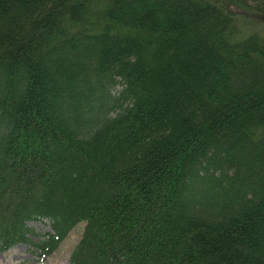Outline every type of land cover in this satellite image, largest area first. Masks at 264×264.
Listing matches in <instances>:
<instances>
[{"label":"trees","instance_id":"16d2710c","mask_svg":"<svg viewBox=\"0 0 264 264\" xmlns=\"http://www.w3.org/2000/svg\"><path fill=\"white\" fill-rule=\"evenodd\" d=\"M77 230L70 264H264V0H0V252Z\"/></svg>","mask_w":264,"mask_h":264},{"label":"rangeland","instance_id":"374dc122","mask_svg":"<svg viewBox=\"0 0 264 264\" xmlns=\"http://www.w3.org/2000/svg\"><path fill=\"white\" fill-rule=\"evenodd\" d=\"M34 228L35 239L38 240L51 230L47 222L33 221L29 224ZM81 230L74 231L62 244L61 248L51 256L41 255L28 244H18L7 251L0 252V264H70L72 250L78 243Z\"/></svg>","mask_w":264,"mask_h":264}]
</instances>
